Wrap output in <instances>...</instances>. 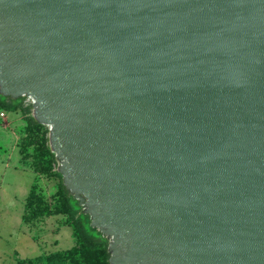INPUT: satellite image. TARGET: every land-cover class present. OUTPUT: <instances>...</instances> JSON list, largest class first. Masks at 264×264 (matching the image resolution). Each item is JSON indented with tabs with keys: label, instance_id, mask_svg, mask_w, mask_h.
I'll return each instance as SVG.
<instances>
[{
	"label": "water",
	"instance_id": "water-1",
	"mask_svg": "<svg viewBox=\"0 0 264 264\" xmlns=\"http://www.w3.org/2000/svg\"><path fill=\"white\" fill-rule=\"evenodd\" d=\"M0 94L110 264H264V0H0Z\"/></svg>",
	"mask_w": 264,
	"mask_h": 264
},
{
	"label": "rangeland",
	"instance_id": "rangeland-1",
	"mask_svg": "<svg viewBox=\"0 0 264 264\" xmlns=\"http://www.w3.org/2000/svg\"><path fill=\"white\" fill-rule=\"evenodd\" d=\"M21 98L17 110L0 109V264H18L37 254L54 255L53 250L77 244L68 225L72 218L62 200L63 176L56 174L55 156L54 163H49L50 152L54 155L49 128L28 125L32 105L26 96ZM45 130L48 149L42 141ZM88 251L78 245L73 253L51 258L58 264H84L104 256L103 250L97 256Z\"/></svg>",
	"mask_w": 264,
	"mask_h": 264
},
{
	"label": "trees",
	"instance_id": "trees-1",
	"mask_svg": "<svg viewBox=\"0 0 264 264\" xmlns=\"http://www.w3.org/2000/svg\"><path fill=\"white\" fill-rule=\"evenodd\" d=\"M22 105V98L13 99L11 97L4 96L0 94V109H5L8 111H15L18 108H20ZM28 125L30 127H37L40 128L42 125L38 123L34 117L29 115L27 118ZM43 145L47 148V132L45 130L43 134ZM48 149V148H47ZM50 158L49 163H54V156L50 152ZM48 162V161H47ZM56 174L59 177H62V174L60 172H56ZM61 195L62 200L64 203L65 210L68 214H70L72 220L69 223L73 227V234L77 237L76 239V247H73L72 249L68 250H61L56 251V254L54 255H46L41 254L39 256L27 259V262L29 264H58V260L55 261L59 256H62L63 252L73 253L74 250H77L78 245L83 246V248H87L89 253L91 252L95 256L100 254L101 250L104 252V256L97 259L94 263H84V264H110L109 263V257L110 253L108 252V239L102 235V233L98 232L97 230H94L90 226V222L88 220V216L81 212V207H78L77 200L71 196L67 190L65 185L62 183V189H61ZM80 248V247H79ZM53 256V257H52ZM55 259H52V258ZM78 259L72 260L76 261ZM76 264H80L79 262Z\"/></svg>",
	"mask_w": 264,
	"mask_h": 264
},
{
	"label": "crops",
	"instance_id": "crops-1",
	"mask_svg": "<svg viewBox=\"0 0 264 264\" xmlns=\"http://www.w3.org/2000/svg\"><path fill=\"white\" fill-rule=\"evenodd\" d=\"M68 225H70V224H68ZM71 226V225H70ZM69 226V228H71V232H72V235H73V227L71 226L70 227ZM56 240H58V239H56ZM76 244V243H75ZM74 244V245H75ZM71 247V246H70ZM67 248H69V247H67ZM67 248H62V249H59V250H53V251H61V250H65V249H67ZM39 255H41V254H37V255H34V256H29V257H26V258H24V259H22L18 264H23V263H28L27 262V259H30V258H33V257H36V256H39ZM29 264V263H28Z\"/></svg>",
	"mask_w": 264,
	"mask_h": 264
},
{
	"label": "built area",
	"instance_id": "built-area-1",
	"mask_svg": "<svg viewBox=\"0 0 264 264\" xmlns=\"http://www.w3.org/2000/svg\"><path fill=\"white\" fill-rule=\"evenodd\" d=\"M29 102L32 104V100L30 98H28ZM1 116L2 117H5L6 116V112L5 111H2L1 112Z\"/></svg>",
	"mask_w": 264,
	"mask_h": 264
}]
</instances>
